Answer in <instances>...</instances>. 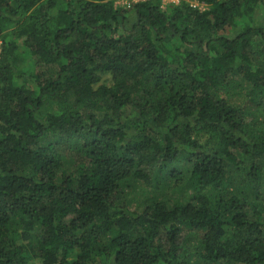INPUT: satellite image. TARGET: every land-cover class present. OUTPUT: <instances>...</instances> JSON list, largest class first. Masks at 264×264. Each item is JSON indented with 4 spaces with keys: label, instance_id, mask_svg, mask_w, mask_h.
Here are the masks:
<instances>
[{
    "label": "trees",
    "instance_id": "16d2710c",
    "mask_svg": "<svg viewBox=\"0 0 264 264\" xmlns=\"http://www.w3.org/2000/svg\"><path fill=\"white\" fill-rule=\"evenodd\" d=\"M191 1L0 0V264H264V0Z\"/></svg>",
    "mask_w": 264,
    "mask_h": 264
},
{
    "label": "rangeland",
    "instance_id": "374dc122",
    "mask_svg": "<svg viewBox=\"0 0 264 264\" xmlns=\"http://www.w3.org/2000/svg\"><path fill=\"white\" fill-rule=\"evenodd\" d=\"M138 1H142V0H116L115 2V6L116 7H129L132 3H136ZM175 0H160L161 3V7L163 9L167 8L170 4H176L177 2H174ZM185 1L187 3H189L190 5H196L199 6L201 8H203L202 5H200L198 2L196 1H191V0H180L179 2ZM0 46H1V42H0ZM241 97H235L233 96V101H235L236 103H240L239 101H241ZM228 264V263H226Z\"/></svg>",
    "mask_w": 264,
    "mask_h": 264
},
{
    "label": "built area",
    "instance_id": "2783aa9c",
    "mask_svg": "<svg viewBox=\"0 0 264 264\" xmlns=\"http://www.w3.org/2000/svg\"><path fill=\"white\" fill-rule=\"evenodd\" d=\"M179 1H180V0H175L174 2H177L176 4H178V3H180ZM195 6H196V5H195Z\"/></svg>",
    "mask_w": 264,
    "mask_h": 264
}]
</instances>
